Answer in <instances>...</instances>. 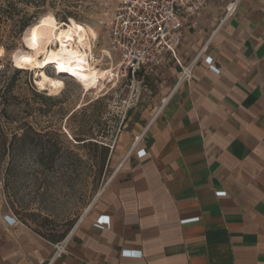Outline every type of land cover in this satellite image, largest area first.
<instances>
[{"label":"crops","instance_id":"1","mask_svg":"<svg viewBox=\"0 0 264 264\" xmlns=\"http://www.w3.org/2000/svg\"><path fill=\"white\" fill-rule=\"evenodd\" d=\"M182 44L191 80L170 59L139 74L166 73L163 99L65 253L0 205V264H264V0L209 1Z\"/></svg>","mask_w":264,"mask_h":264},{"label":"rangeland","instance_id":"2","mask_svg":"<svg viewBox=\"0 0 264 264\" xmlns=\"http://www.w3.org/2000/svg\"><path fill=\"white\" fill-rule=\"evenodd\" d=\"M118 2L0 0V205L7 211L2 220L24 224L51 241L67 238L92 213L115 174L120 136L138 133L163 99L166 71L160 77L138 75L134 82L119 76V61L107 45ZM47 14L59 23L73 19L96 33L93 61L115 73L112 84L107 81L96 95L61 77L64 89L49 95L36 85L35 71L11 64V56L26 49L25 30ZM43 72L54 76L51 67ZM136 97L138 105L125 114L124 103ZM107 144L109 157L102 166L99 147Z\"/></svg>","mask_w":264,"mask_h":264},{"label":"built area","instance_id":"3","mask_svg":"<svg viewBox=\"0 0 264 264\" xmlns=\"http://www.w3.org/2000/svg\"><path fill=\"white\" fill-rule=\"evenodd\" d=\"M210 0H119L108 26L110 54L119 61L118 72L122 79L131 82L141 72L159 67L166 59L179 67L177 85L192 78L196 59L184 63L178 53L193 16L200 14ZM228 8L226 16L233 13ZM138 98L129 99L125 114L138 105ZM108 148L109 145H105ZM141 159L145 151L137 150ZM100 227V226H97ZM65 240L54 245V257L65 253ZM124 257H141V252L122 251Z\"/></svg>","mask_w":264,"mask_h":264},{"label":"bare ground","instance_id":"4","mask_svg":"<svg viewBox=\"0 0 264 264\" xmlns=\"http://www.w3.org/2000/svg\"><path fill=\"white\" fill-rule=\"evenodd\" d=\"M23 36L25 50L12 55V64L17 69L35 71L36 85L41 91L59 95L64 89L61 77L72 79L85 93L102 92L105 83L112 84L115 73L103 70L99 62L93 61V42L96 33L77 24L73 19L59 23L51 14L43 15L28 27ZM0 50V54H2ZM110 57L108 52H103ZM51 67L54 76H47L43 70Z\"/></svg>","mask_w":264,"mask_h":264},{"label":"trees","instance_id":"5","mask_svg":"<svg viewBox=\"0 0 264 264\" xmlns=\"http://www.w3.org/2000/svg\"><path fill=\"white\" fill-rule=\"evenodd\" d=\"M25 27H27L26 25H24V26H22V29H24ZM17 71V70H16ZM19 72V70L17 71V73ZM79 142H81V143H83V141H79ZM85 144V143H84ZM100 148V150H101V165L103 166L104 165V163L106 162V160L108 159V153H109V151H108V147L107 146H100L99 147Z\"/></svg>","mask_w":264,"mask_h":264},{"label":"water","instance_id":"6","mask_svg":"<svg viewBox=\"0 0 264 264\" xmlns=\"http://www.w3.org/2000/svg\"><path fill=\"white\" fill-rule=\"evenodd\" d=\"M11 64H12V56H11Z\"/></svg>","mask_w":264,"mask_h":264}]
</instances>
